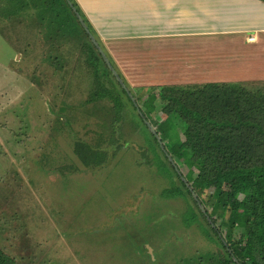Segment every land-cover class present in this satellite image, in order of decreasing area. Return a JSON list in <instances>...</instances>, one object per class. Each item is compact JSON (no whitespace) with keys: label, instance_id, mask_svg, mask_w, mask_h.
Returning <instances> with one entry per match:
<instances>
[{"label":"rangeland","instance_id":"1","mask_svg":"<svg viewBox=\"0 0 264 264\" xmlns=\"http://www.w3.org/2000/svg\"><path fill=\"white\" fill-rule=\"evenodd\" d=\"M43 23L37 17L7 21L0 15V60L7 66H0V87L17 86L12 114H0V250L16 264H216L223 250L211 230L210 218L200 214L199 204L187 191L176 198L161 197L172 186L184 189L181 179L160 170L157 161L153 166L144 164L142 152L154 160L153 152L159 149L115 77L108 68L110 73L103 74L105 62L96 71L90 69L95 55L80 43L84 37L65 35L58 42L53 37L48 40ZM235 42L234 36L228 37V44ZM135 59L147 61L145 67L152 69L148 81H139L136 73H122L136 98L147 97L151 88L224 83L227 78L218 73L219 68L197 67L192 77L175 73L173 78H180L174 82H160L156 79L168 75L154 58ZM263 59L264 55L260 60L241 55L239 62L242 68L259 71L263 68L252 66L264 64ZM11 68L20 75L16 82ZM95 74L126 102L120 129L129 145L108 167L91 172L73 153L74 142H93L100 131L108 133L114 120L110 101L86 104ZM25 75L38 83L34 89L24 86V82L28 84ZM234 83L264 94V79ZM3 100L0 97V103ZM156 108L154 120L168 121L170 114L164 104L158 101ZM171 116L180 139L186 142L190 138L187 127L178 115ZM71 164L79 172L64 176L61 168ZM180 169L197 197L202 196L199 202L205 209L206 199L196 176L183 164ZM224 189L232 192L230 186ZM229 199L228 208L235 212L253 203L251 196ZM192 211L198 217L187 227L183 217ZM242 232L238 228L234 238ZM232 239L233 234L226 231L222 235L225 242Z\"/></svg>","mask_w":264,"mask_h":264},{"label":"trees","instance_id":"2","mask_svg":"<svg viewBox=\"0 0 264 264\" xmlns=\"http://www.w3.org/2000/svg\"><path fill=\"white\" fill-rule=\"evenodd\" d=\"M70 1L97 38L76 0ZM0 15L7 21H32L37 17L44 22L42 27L46 30L45 37L48 40L53 37L55 42L65 35L84 37L80 43L95 55V59L89 63L90 69L96 71L99 63L104 61L67 0H0ZM109 59L118 71L113 59ZM105 68L103 74L106 76L111 71H108L107 65ZM95 76L94 86L86 104L110 101L114 120L108 133L100 131L93 142L84 139L74 142L73 153L80 164L91 172L108 167L123 148L129 145L120 129L126 102L119 93L103 83L99 75ZM33 83L38 85L35 81ZM124 83L128 88V83ZM120 88L134 109L142 113V118L157 126V132L164 143L162 148L156 137L150 133L160 153L154 151L156 156L153 160L149 158L148 153L142 152L146 159L144 164L153 166L157 161L160 170L173 172L180 179L184 176L180 169V164H183L189 172L192 170L197 183L203 188L206 213L200 206L198 209L202 216L210 218L211 230L223 250L216 264H264V94L251 93L240 83H205L154 90L151 88L148 89L151 92L147 97L143 94L137 98L131 93L130 87L129 91L121 85ZM158 101L164 104V109L170 114L169 120L163 123L155 121L153 116L158 109ZM173 114L178 115L188 129L190 138L186 142L180 139L179 128L174 126L171 119ZM169 156L179 167L182 176L177 173ZM61 172L65 176L67 173L79 172V168L71 164L61 168ZM180 182L184 189L172 186L162 192L161 197L176 198L184 196L186 191L193 197L195 190L192 184L182 179ZM225 185L232 187L230 194L224 189ZM239 196H251L253 203L243 205L240 211L235 212L228 208L227 200L230 198L229 200L234 201ZM198 198L200 201L202 196ZM193 200L197 205L194 197ZM197 217L195 211H192L190 216H184L185 225L190 227L191 221ZM238 228L243 229V232L234 238ZM225 231L233 234L230 243L222 240ZM0 264L16 263L0 250Z\"/></svg>","mask_w":264,"mask_h":264},{"label":"crops","instance_id":"3","mask_svg":"<svg viewBox=\"0 0 264 264\" xmlns=\"http://www.w3.org/2000/svg\"><path fill=\"white\" fill-rule=\"evenodd\" d=\"M76 2L93 27L97 38L101 40L108 57L119 67L121 75L136 73L139 81L147 80L152 69L145 67L147 61H136L135 58L141 57L146 60L154 58L157 61L156 65L168 76L164 80H156L165 83L180 78H173L175 73H182V78L192 77L197 67L219 68L218 73L227 77L224 83L264 79V64H253L252 67L256 65L263 68L254 71L242 68V62H239L241 55L242 58L256 56L257 60L264 55V2L261 0ZM230 36L236 38L233 45L227 43ZM252 37L255 40L250 41ZM18 54L15 51V58L19 61L21 58ZM1 62L3 61L0 60V66L6 68ZM156 65L152 64L153 67ZM9 70L14 74L16 82L20 76L18 70ZM123 75V81L127 82ZM7 76L5 73L4 77ZM26 77L28 84L24 82V86L34 89L33 81ZM9 81L12 82L11 79ZM14 85L15 83H11L4 89L0 87V97L4 98L0 103V114H12L11 108L17 104L12 101V96L17 98V86ZM6 89L10 94H7ZM38 93L40 95L41 92Z\"/></svg>","mask_w":264,"mask_h":264},{"label":"water","instance_id":"4","mask_svg":"<svg viewBox=\"0 0 264 264\" xmlns=\"http://www.w3.org/2000/svg\"><path fill=\"white\" fill-rule=\"evenodd\" d=\"M69 6L72 8V10L75 12L76 17L78 19V21L80 22V24L82 25L83 29L85 30V32L88 34L89 39L91 40L92 44L95 46L96 50L100 53V55L102 56L104 62L106 63V65L108 66L109 70L112 72L113 76L115 77V79L117 80V82L122 86V88H124L125 90L129 91L126 84L124 83L122 77L120 76V74L118 73V71L115 69V67L113 66V64L111 63L108 55L106 54V52L104 51L103 47L101 46V44L99 43V41L97 40V38L91 33V31L89 30L85 20L83 19V17L81 16V14L77 11V9L74 7L73 3L70 0H67ZM131 96V95H130ZM139 114L142 113L140 111H138ZM145 124L148 126L149 130L151 131V133L156 137V139L158 140L160 146H162V148L164 147V143L162 142V139L160 137V134H158L156 128L153 127V125L146 120L145 118H143ZM169 160L172 163V165L175 167L177 173L179 175H181V171L179 170V168L177 167V165L175 164L173 158H171L169 156ZM182 176V175H181ZM181 179L187 183V180L182 176ZM190 190L192 191V188H190ZM193 197L194 199L198 202L201 210L206 213L205 209L203 208V206L201 205V203L198 200L197 195L195 194V192L193 193Z\"/></svg>","mask_w":264,"mask_h":264},{"label":"built area","instance_id":"5","mask_svg":"<svg viewBox=\"0 0 264 264\" xmlns=\"http://www.w3.org/2000/svg\"><path fill=\"white\" fill-rule=\"evenodd\" d=\"M249 40H250V41H253V40H255V38L252 37V38H250Z\"/></svg>","mask_w":264,"mask_h":264}]
</instances>
